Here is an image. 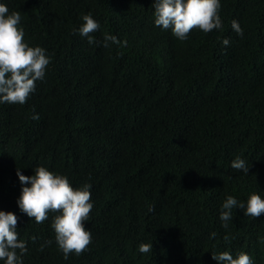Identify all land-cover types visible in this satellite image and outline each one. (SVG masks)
Wrapping results in <instances>:
<instances>
[{"label": "trees", "instance_id": "obj_1", "mask_svg": "<svg viewBox=\"0 0 264 264\" xmlns=\"http://www.w3.org/2000/svg\"><path fill=\"white\" fill-rule=\"evenodd\" d=\"M220 2V28L180 40L155 25L154 0H0L50 57L26 103H0V210L19 218L23 264H221L223 251L264 264V215L220 219L229 195L264 198V0ZM89 13L92 44L79 33ZM37 166L91 186L79 256L59 249L56 213L38 224L18 206L17 170Z\"/></svg>", "mask_w": 264, "mask_h": 264}, {"label": "clouds", "instance_id": "obj_2", "mask_svg": "<svg viewBox=\"0 0 264 264\" xmlns=\"http://www.w3.org/2000/svg\"><path fill=\"white\" fill-rule=\"evenodd\" d=\"M154 8L155 25L171 29L173 35L180 40H186L194 29L208 33L220 28L222 24L219 15L220 0H154ZM82 20L80 35L88 37L90 44L95 43L90 34L99 30V23L90 13L83 15ZM20 21L19 12L9 13L6 4L0 3V103H26L35 91L36 81L44 78L50 64V57L44 48L29 46L25 41ZM232 28L237 34L243 35V29L237 20L232 21ZM108 42L121 43L116 36L106 34L105 47ZM126 43L125 41L124 44ZM222 43L227 46L230 41L225 38ZM33 118L38 120L39 115L36 114ZM231 166L235 170L249 173L248 164L239 156L232 161ZM74 172L80 179L83 177L81 164L75 167ZM17 174L24 185L18 199L20 210L38 224L44 223L49 218V213H56L51 227L65 259L72 253L79 256L86 252L92 242L91 232L85 227L93 207L91 186L85 184L75 188L73 186L77 184L69 177L55 173L45 166H37L31 176L24 175L19 168ZM236 207L245 209L244 214L247 216L259 218L264 215V198L252 192L245 206L229 195L223 202L220 213L224 228L228 227L227 222L232 219V210ZM18 219L14 212L0 210V260H4L6 264H23L21 256L27 252L26 242L18 238ZM215 235V232L211 234L212 237ZM225 239L228 237L225 236ZM152 248L151 243H141L138 250L149 253ZM213 259L221 264H253L250 255L243 251L236 258L230 252L223 251L213 254Z\"/></svg>", "mask_w": 264, "mask_h": 264}]
</instances>
